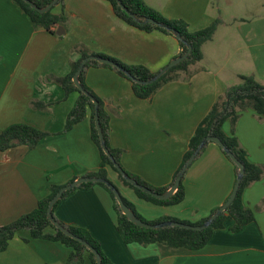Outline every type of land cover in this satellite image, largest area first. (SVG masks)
I'll use <instances>...</instances> for the list:
<instances>
[{"label": "crops", "instance_id": "0c3cea01", "mask_svg": "<svg viewBox=\"0 0 264 264\" xmlns=\"http://www.w3.org/2000/svg\"><path fill=\"white\" fill-rule=\"evenodd\" d=\"M170 20H183L192 32L220 20L212 41L203 46V60L164 85L150 100L138 99L132 83L106 67L85 69L83 82L103 103L110 146L123 151L121 164L156 189L171 185L180 170L198 126L240 76L264 85V17L216 13L210 0H145ZM201 6L197 8L196 4ZM55 14L67 20L48 31L37 28L13 0H0V135L15 124H26L48 136L31 149L27 145L0 150V227L37 209L53 186L65 187L97 172L100 153L92 140L90 114L64 132L78 94L66 95L56 78L70 74L82 58L106 55L122 63L160 72L181 53L179 40L155 31L146 33L118 18L106 0H64ZM34 102L47 105L33 108ZM233 129L249 159L264 167V117L242 113ZM108 177L146 221L172 217L196 223L230 197L235 183L233 164L219 146L209 142L185 174V201L157 206L139 199L111 169ZM243 202L256 221L238 233L230 226L216 231L199 251L160 243L126 244L118 232V213L102 187L76 188L61 200L55 218L89 232L113 264H264V176L244 191ZM72 249L32 239L21 231L0 253V264H67ZM85 264H93L88 253Z\"/></svg>", "mask_w": 264, "mask_h": 264}, {"label": "trees", "instance_id": "16d2710c", "mask_svg": "<svg viewBox=\"0 0 264 264\" xmlns=\"http://www.w3.org/2000/svg\"><path fill=\"white\" fill-rule=\"evenodd\" d=\"M13 1L17 5H19L22 10L31 18L32 22L37 28H44L48 31H51L52 28L63 24L67 20L66 16L63 13L57 15L53 12L55 6L62 4L64 0H60L47 13L38 12L37 10L33 9L29 4H27L24 0ZM31 1H33L38 7L44 8L51 4L54 0ZM106 1H108L112 5L116 16L133 28L139 29L146 33L158 31L173 37L174 32L180 34L182 40H179V44L181 47V53L179 56H183L187 52L188 45L192 46V53L190 54L187 60L172 68L158 81L150 85H144L139 82L150 80L157 74L153 73L150 69L145 66H129L115 58L106 55H97L99 57L114 61L118 65V67L125 69L131 74V79L124 72L119 70L118 67H114L107 64H100L96 61L90 62L86 65L85 69L89 67H106L115 70L119 75L128 79L132 83V90L134 95L141 100H150L164 85L178 80L180 78V73L187 72L191 65L201 62L204 57L203 46L213 40L217 28L220 24V20H216L209 27L198 32H192L187 22L183 20L167 19L162 13L149 6L145 0H120L122 4L135 15L136 18H133L128 15L119 5L117 0ZM147 18L155 20L156 22L168 27L170 30L152 24L144 23V20ZM88 57L89 55L87 53H83L82 58L79 61L73 62L71 64V72L69 75L63 78H56V81L62 86L66 95H70L71 93L78 94L77 103L68 116L67 124L63 133L70 131L75 125L84 121L87 118L88 114H90L92 140L99 150L101 162L99 170L97 172L89 174L87 177L104 178L110 181L108 177V170L111 169L118 175V178L122 182L123 186L131 189L135 193V195L141 200H144L157 206L164 207H172L182 204L186 198V190L184 187L185 177L183 178L180 187L178 188L176 193L170 199L159 200L130 184L119 173L118 169L115 166V162L120 164V166L123 168L121 164V157L123 155V151L120 149H114L110 146L107 114L104 110L103 103L91 92V90H89L85 86L83 82L85 70L82 72L80 79L84 89L88 92V95L80 91L75 86L73 81L75 74L77 73L78 69L82 64V61ZM92 98L97 100L100 104L99 115L101 126L103 128L105 141L110 151V154L112 155V158L106 155L102 148L100 136L95 124V104ZM47 107V105L41 102L33 103V108L37 110L43 111L46 110ZM249 109L254 110L260 117H264V85L259 83L253 76L242 75L240 76V83L231 87L227 91L226 95L215 104L210 113L206 116L203 122L196 129L194 135L192 136L189 142V148L183 158L180 170L175 174L173 182L168 187L161 189L153 188L145 181L135 175L128 173L123 168L124 171L130 177L134 178L140 185L146 186L154 192L163 194L175 184L179 173L186 165V163L190 160V158L195 154L200 144L206 137L214 136L220 138L224 145L245 166V175L241 182V186L236 200L222 215H220L216 219V221L209 228L204 231H194L178 227H166L157 230L141 228L135 225L134 223L130 222L128 217L122 213L114 192L106 185L97 183H87L79 186L78 188H92L95 186H100L111 195L114 201L115 210L118 213L117 229L126 244L149 245L154 243H160L170 248H185L191 251H199L210 243L216 231L226 229L228 227V224H232L229 229L230 231L234 233L241 232L247 225L256 221L254 212L248 207H246L243 202L244 191L251 185L262 180L264 176V167L253 163L249 159L248 152L242 147L241 143L239 142V139L235 135V130L233 129L231 135H227L223 131V125L226 121L230 120L234 128L238 123L242 113ZM47 136L48 134L46 132L38 130L32 126L26 124H15L8 127L0 135V150L6 151L21 145H27L31 149H33L37 147L39 143L43 141ZM220 149L223 155L233 164L235 169V176L237 179L239 168L222 150V148ZM113 159L115 162L113 161ZM61 189L62 187L60 186H53L51 188V193L47 197L39 201L37 209H35L31 213L21 216L19 219L12 222L11 224L0 227V253L8 249L11 241L21 231H29L30 237L32 239H45L60 242L66 245L67 247L71 248L72 253L68 259L67 264H85L86 253H88L92 263L97 264L95 255L91 251H89L87 247H85L82 243L66 236L61 231H58L48 218L49 203L59 193ZM74 191L75 189L66 192L61 200L66 198ZM122 197L125 204L129 208H131L140 219L150 224H160L168 221H176L192 226H200L204 224L210 218V216L214 214L218 209L217 208L213 210L208 217L196 223H192L189 221H180L172 217H162L154 221H146L139 215L134 205L131 204L123 195ZM61 200L58 201L55 205L53 213H55V210L60 204ZM63 225L67 227L76 236L83 239L92 247H94L102 257V264H113L104 254L100 244L92 238L88 231L81 228L66 226L65 224Z\"/></svg>", "mask_w": 264, "mask_h": 264}, {"label": "water", "instance_id": "95a60500", "mask_svg": "<svg viewBox=\"0 0 264 264\" xmlns=\"http://www.w3.org/2000/svg\"><path fill=\"white\" fill-rule=\"evenodd\" d=\"M27 4H29L33 9L37 10L40 13H47L49 12L60 0H54L51 4H49L48 6L44 7V8H40L38 7L33 1L31 0H24ZM119 5L122 7V9L131 17L136 18L135 15L130 12L123 4L120 0H117ZM144 23H148V24H152L155 26H159L161 28H165L167 30H170L168 27L156 22L153 19L147 18L144 20ZM174 36L178 39V40H182V37L180 34L174 32ZM192 53V46L188 45V50L187 52L183 55V56H179L178 58H175L174 60H172L165 68H163L159 73H157L152 79L147 80V81H139L140 83L144 84V85H150L155 83L156 81H158L161 77H163L166 73H168V71H170L172 68H174L175 66L179 65L180 63H182L183 61L187 60L188 57L190 56V54ZM96 61L100 64H107V65H111L114 67H118V65L110 60V59H106L103 57H99V56H90L86 59H84L82 61V64L80 66V68L78 69L77 73L74 76V84L75 86L82 91L84 94L88 95V92L84 89L82 83H81V74L82 72L85 70L86 65L90 62ZM119 70H121L122 72H124L129 78L132 79L131 74L126 71L125 69L118 67ZM94 104H95V124H96V128L98 130L99 136H100V140L102 143V148L104 150V152L106 153V155H108L110 158H112V155L110 154V151L107 147L106 141H105V137H104V132H103V128L101 126V121H100V115H99V108H100V104L97 100H95L94 98H92ZM209 142H213L215 144H217L220 148H222V150L230 157V159L234 162V164L237 165V167L239 168V173H238V177L236 179V183L234 186V189L229 197V199L220 207L216 210V212L214 214H212L210 216V218L202 225L200 226H192V225H188L185 223H180V222H176V221H168V222H163L160 224H150L147 222H144L142 219H140L135 212L129 208L124 200L123 197L119 191V189L110 181H108L107 179L104 178H98V177H84L81 179H78L76 181H74L73 183L69 184L68 186L63 187L59 193L50 201L49 203V208H48V218L50 220V222L53 224V226L58 230L61 231L62 233H64L66 236L82 243L85 247H87V249L89 251H91L95 257H96V263L97 264H102V257L100 255V253L94 248L92 247L90 244H88L86 241H84L83 239L79 238L78 236H76L74 233H72L67 227H65L63 224H61V222H59L53 213L54 207L57 204L58 201H60L64 194L70 190H74L76 188H78L79 186L83 185V184H87V183H97V184H104L107 187H109L115 194L116 200L121 208L122 213L128 217L129 221L134 223L135 225L141 227V228H145V229H153V230H157V229H161V228H166V227H178V228H183V229H188V230H194V231H204L207 228H209L215 221L216 219L222 215L231 205L232 203L236 200L240 186H241V182L244 178L245 175V166L236 158V156L224 145V143L222 142V140L218 137H214V136H208L206 137L202 143L200 144L199 148L197 149V151L195 152V154L190 158V160L186 163V165L183 167V169L181 170V172L179 173L177 180L175 182V184L165 193L161 194V193H157L152 191L151 189H149L146 186H142L140 185L134 178L130 177L125 171L124 169L120 166V164L116 163L113 159V161L115 162V166L118 169L119 173L123 176V178L125 180H127L130 184H132L133 186L141 189L142 191L146 192L147 194L153 196L154 198H157L159 200H168L170 199L178 190V188L180 187V184L183 180V178L185 177V174L187 173V171L190 169V167L192 166V164L194 163V161L196 160V158L203 152V150L205 149V147L207 146V144Z\"/></svg>", "mask_w": 264, "mask_h": 264}, {"label": "rangeland", "instance_id": "374dc122", "mask_svg": "<svg viewBox=\"0 0 264 264\" xmlns=\"http://www.w3.org/2000/svg\"><path fill=\"white\" fill-rule=\"evenodd\" d=\"M216 13H222L226 18L230 16L246 17L251 20L255 17H264V0H210ZM197 8L201 6L196 4Z\"/></svg>", "mask_w": 264, "mask_h": 264}]
</instances>
